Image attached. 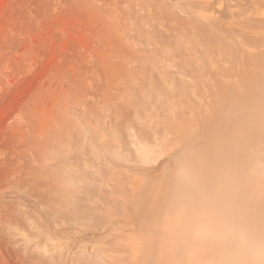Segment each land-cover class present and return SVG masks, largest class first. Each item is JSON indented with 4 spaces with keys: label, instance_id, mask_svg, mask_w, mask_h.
<instances>
[{
    "label": "rangeland",
    "instance_id": "rangeland-1",
    "mask_svg": "<svg viewBox=\"0 0 264 264\" xmlns=\"http://www.w3.org/2000/svg\"><path fill=\"white\" fill-rule=\"evenodd\" d=\"M194 2V0H0V264H142L139 262L143 259H140L142 255L136 257L127 252H120L124 257L116 253L114 258L111 257L113 254L110 258L101 252L103 247L98 243L89 244L87 256L82 257L83 251L80 252L79 245H70V241L65 238L63 233L69 232L72 226L70 227L67 222L68 212H65L66 209H59L56 202L60 203L66 197L69 190L68 181L59 178L53 183L54 189L56 188L53 191L58 192L54 194L61 198L60 200L53 201L50 194L48 202L44 204L42 196L46 191L53 192L45 185L48 181L47 176L53 173L54 168H62L68 172L71 170L69 164L64 163L65 155L71 151L78 152L84 162L105 168L107 177L110 174L109 179L116 178V181L118 179L124 181L125 177L132 181L136 179L140 187L144 181H149L145 182V185L154 184L156 187L163 184L159 183L160 179L168 182V179H163L165 178L163 170L168 159V155L164 154L165 149L172 140L180 138L182 131L188 133L190 143L204 138L203 132L206 130L208 133L204 136L212 135L211 138L199 142L202 146L206 144L209 151L210 145L220 141V144L225 142L223 146H231L232 149L237 147L239 152L241 150L244 152L253 146L252 142L258 140L255 143L256 146H261H257L258 151L264 153V118L259 117L261 120L258 118L259 114H262V109L264 111L262 98H257L252 107L245 109L218 103L220 101L216 93L218 84L214 76V71L221 72L225 68L230 76L229 78L227 74L225 77L222 76L225 82L235 81L238 87L241 83L240 87L245 85V88H249L246 91L249 93L254 85L248 80V74H252L253 71L256 73L258 70L260 72V69L255 65L234 64L230 55L231 49L228 47L224 50H215L218 48L216 47L214 53L208 51L206 43L210 42L211 34L207 29L203 30L207 33H202L199 38L193 36L187 38L182 34L179 36L183 38L180 39L181 42L178 37H171L166 31V28H169L168 14L192 21H195L196 17L201 21L203 14L207 16L212 14L206 7L197 9L198 13L206 10L199 13L202 15L194 14ZM258 4L248 5V14L253 13L250 15L253 18L264 14V3H260L261 6ZM258 6L260 14L256 13ZM252 8H256V12ZM212 12L215 13L213 10ZM254 32L257 35L253 36L256 37L257 45L254 41L252 46H248L251 43L247 44L244 41L247 36L241 39L238 33H234V40H230L233 48L254 52L258 44H264V36H261L264 35V30L258 29L250 33ZM251 35L248 36L249 39ZM255 39L252 38L249 42ZM159 41L162 45L156 47L155 44ZM206 69L207 71H204ZM186 70L190 73H186ZM246 70L249 71L248 74ZM212 76L214 77L211 78ZM230 78L232 80H228ZM204 82L209 83L206 89ZM185 83L186 85H183ZM181 85L184 86L183 89L190 85L188 92L181 90ZM263 87L262 85L259 88ZM253 92L255 91H251L252 94ZM189 98L193 103L191 106H188V103H191ZM183 100H187L188 105ZM211 107L214 109L220 107L219 111L222 113L224 111L222 115L231 116L233 113L237 117H248L247 121L249 116L254 114L253 119L248 122L250 127H246L249 135H243L236 130L233 132L235 128L227 125H218L215 118L217 109L214 113ZM195 110L196 112H193ZM226 117L229 121L230 117L228 115ZM254 118L258 120L254 121ZM251 121H254L255 125H250ZM146 128L158 129L167 138L162 139L163 137L158 135L156 137L159 141L151 143L143 136L140 138L141 142L154 150L148 159L138 153L132 144L134 136ZM228 128L232 132H229ZM195 130L196 133L191 137V132L193 134ZM223 135L225 141L220 139ZM246 136H249V140ZM181 139L183 140V137ZM246 141L252 145L246 144ZM253 147L252 149L256 148ZM188 148L189 146L186 147V154L185 150L180 153L189 157L198 152L200 154L197 155V159L201 158L202 161L213 165L210 158L203 155L205 152L201 150L203 147L197 148L199 150L194 148L190 150L193 152L187 150ZM209 151L207 154L213 155ZM228 152L226 149L224 154ZM238 155V160H244L241 156L243 153ZM74 159H71L72 162ZM238 160V163H245ZM221 161H217L218 172L225 174L222 167L225 161ZM94 171L92 168L86 179L90 186L95 183V180H92L96 176ZM236 171L242 172L240 167ZM170 174L172 176V172ZM61 180L63 181L60 182ZM167 182L164 183V187ZM145 185L143 187H147ZM53 213L56 214L52 215ZM88 219H90L88 222L96 223V218L94 219L92 214H89ZM104 222L102 221L103 224ZM99 223L100 221L96 224ZM75 229L78 231V227L72 230L76 231ZM129 233L135 235L138 231L134 229ZM86 236L92 237V233H87ZM94 246L100 248L101 251L97 248L100 254L95 251L97 249Z\"/></svg>",
    "mask_w": 264,
    "mask_h": 264
},
{
    "label": "bare ground",
    "instance_id": "bare-ground-1",
    "mask_svg": "<svg viewBox=\"0 0 264 264\" xmlns=\"http://www.w3.org/2000/svg\"><path fill=\"white\" fill-rule=\"evenodd\" d=\"M194 1H195L193 3L194 5L193 9H195L194 14L197 13L198 15H202L199 13H202V11H206V10H202L201 12L199 11L198 13L197 9L199 7H204V8L206 7L207 10H210L212 14L208 16L203 14L202 16L203 20L201 19V21L203 22H201L200 19H198L197 17L194 19L195 21H192L189 19H183L176 15L168 14L167 26H169V28H166V31L170 33L171 37H178L179 42H181L180 39L182 40L183 38L179 37L180 35L184 34L186 35L187 38L192 36L195 38H199L201 37L202 33L205 34L207 33V32H203V30L207 29L208 32L211 34L210 42L208 43L206 41L209 44L207 45L206 43V48L208 49V51H212V53H214L213 51L215 50H224L228 47L229 49H231L230 55L232 57V62L234 64H236L237 66H240V64H243L245 66L255 65L258 67V69H260V72H258L259 70L257 72L255 70L256 73H254L253 69H250V71L252 70L253 72L252 74H248L249 71L247 70L249 69L248 67L246 68L248 74V80H250L252 85H254L253 90L255 92H253V94L251 93V91L253 90H251L249 93L246 92L249 90V88L247 87L245 88V85L240 87L241 84L240 82H239L240 83L239 87H238V83L235 84V81L234 83L225 82L222 76L225 77V75L228 72L227 70H224L225 68L223 66H221L224 68L221 70V72H219V70L218 71L216 70L218 72L216 73V71L213 70L215 72L214 76L217 78V84H218L217 86L218 91L216 92L217 95L219 96L218 99H220L218 103L228 104L229 107L231 106L242 107L243 109L249 108L252 104H254V102L257 101V98L259 99L262 98L264 103V91H263L264 87L261 89L259 88L262 87V85L264 86V48H263L264 44L262 45L258 44L254 52L252 51L248 52V50H242V48H241L242 51L233 48L234 47L232 45L233 43H231L230 41L233 39L234 33H238L241 39H243L244 36H247V38L245 37L244 41L247 44L251 43V45L249 44L248 46H252V43L254 41L256 42L255 45H257V41L255 39L257 37L256 32H254L253 34L250 32L258 31V29L264 30V14L262 13L263 14L262 16L259 13L258 11L260 10L259 6L257 7L259 8L257 9V12H256V8L253 9L254 8L253 7L252 10L260 14L258 15L260 17L258 16H257L258 18L255 17L257 15L256 14L254 15L255 18H253V16H250L253 13H251L250 15L248 14L249 11L248 5L250 4L256 5L258 3L259 4L264 3V0H194ZM212 10L215 11V13L212 12ZM261 10L263 11V9ZM261 33L262 32H260V34ZM250 35L252 38L255 39L252 40V42H249L251 41L250 39H252L251 37L250 39L248 38V36ZM254 35L256 37H253ZM261 36L264 35L262 34ZM202 37L204 38V35ZM241 44H243V42ZM160 45H162L160 41L155 44L156 47H159ZM238 45H240V43ZM254 46L252 48H254ZM206 51L207 50H205V53ZM190 52L192 53V51ZM181 58L184 59L183 56ZM189 60L190 59H188V61ZM207 68H209V66H207ZM204 71H207V69ZM188 72L186 70V73ZM242 73L243 72H241V74ZM203 74L205 75V73ZM214 76H212L211 78H213ZM229 77L230 76H228V78ZM231 78L228 80H232ZM195 79H197V77ZM214 79L213 81H215L216 83V80ZM237 79L240 80V78ZM233 80H235V77ZM198 81L199 84L200 80ZM208 84H206L205 89L209 87L207 86ZM183 85H186V83ZM190 85L192 86V84ZM252 85H250V87ZM181 86H180L181 90H184L185 92L187 91L188 88H190L188 85H187L188 88L185 87L184 89H183L184 86L182 87ZM195 86H197V84ZM201 91L202 88L200 92ZM256 93H258L259 95ZM194 94L196 93L194 92ZM191 98L193 99L194 97ZM191 98H189L190 101ZM185 101L187 104V100ZM188 104H187L188 106H191V104L193 103L191 101V103ZM196 105L197 104H195V106ZM220 107H215V109L211 107L212 109H214V113L217 109L215 118L218 121V125L220 126L227 125L228 127L235 128L233 132L236 130V131H240L243 135H247V134L249 135L248 131L246 130V127L249 126L248 122L253 119L252 116L254 114H252V116H249L248 121H247L248 117L242 118L240 116L241 117L240 118L237 117L236 115H233L232 113L233 117L231 118L232 115L230 116V114H227L230 117L228 121V118L226 117L227 115H222L224 114V111L223 113L219 111ZM193 112H196V110ZM248 114H244V116H247ZM182 117L184 116L182 115ZM259 117L264 118L263 109H262V114L261 115L259 114L258 118ZM255 118L254 121L258 120ZM224 119L226 120L223 121ZM254 121H251L250 125L254 124L253 123ZM226 127L225 129H227ZM251 127L253 128L255 126H251ZM139 129H143V128H139ZM228 130L229 132H232L230 128H228ZM178 131H180V129H178ZM205 131L203 132L204 138L192 141L190 143H189V137H187L188 133H183L182 131L180 133L181 134L180 138L178 136L179 134L177 135V138H179L176 139L177 141L175 140L177 143L174 140H172L167 145V149H165L166 151L164 150L165 151L164 154L168 155V159L165 168L163 170V174L165 175V178L163 179L166 180L168 179V182L160 179L159 183L160 184L163 183L160 187H156V185L154 184L145 185L146 184L145 182L147 181H144V184H142V187H140L138 182L135 181L136 179L132 181L128 179V177H125L124 181H120L119 179L116 181V178L115 180L109 179L110 174L107 177L105 168L100 166H95L92 163L84 162L81 155H79L78 152H76L75 150L74 152L71 151L70 153H67L65 155L64 163L65 165L69 164L71 170L68 172V171H64L62 168H54L53 173L50 174V176H47L46 179H48V181L46 182L45 186L46 188H48V190L51 191L56 190V188L54 189L53 183H55V181L59 178H65V180L68 181L67 183H69L68 186L69 190H67V193L65 195L66 197L62 201H60V203L58 201L56 203L59 204V205L57 204L59 206L58 207L59 209L61 208L66 209L65 212H68L69 217L67 219L68 220L67 222L69 223L70 227L72 226V228L70 231L68 230L69 232L67 233L64 232L63 234H65V238L70 241L69 242L70 245L78 244L80 252L83 251L81 256L86 257L87 246L89 244H94V243L102 244L103 247V249L101 248L102 251L97 246L96 247L94 246V248L96 249L98 248L103 254L105 253L106 255H108V257H110V255L113 254V256H111L113 258L116 253H120V252L122 253L127 252L130 255L134 254L136 257L138 255H142L143 257H140V259L145 258L144 260L142 259L139 261L142 264H261L262 262H264V153L258 151L259 149L257 148V146L259 147L260 145L256 146L255 144L258 142V140L257 142H252L255 144V145L253 144V146L256 148L252 146L254 148L252 149V147L250 146V149L245 150L246 148L244 147L243 149L245 150L244 152L241 149H240L241 151L239 152L236 149L237 147L232 149L231 146H223L225 142L220 144V141L210 145L211 150L209 151L208 148L206 149L207 145L205 143H204L205 145L202 146V144H200L199 142V141L204 142L207 139L211 138L212 135L211 136L207 135V137L204 136L208 133ZM195 133L196 130L193 131V134L191 132V137ZM158 135L160 137H163L162 139H164L166 136L164 133L162 132L160 133L158 129L146 128L144 131L139 132L136 134V136H134V140L132 144L134 145L138 153H140L141 155H143L145 158L148 159L151 156V154L154 152V150L151 149L152 147L150 148V146L148 147L143 142H141L140 138L143 136V138L145 137L146 140L150 141L151 143V142L159 141L158 140L159 138L156 137ZM208 136L210 137L208 138ZM253 136L255 137V135ZM182 137L183 140L181 139ZM224 138L225 136L223 135V137L220 139L224 140ZM260 138H261V134H260ZM262 139L263 138H261V140ZM148 143L149 142H147V144ZM247 143L248 141H246V144ZM252 143L251 144L248 143V144L252 145ZM249 145H247L248 148ZM188 146L189 148L187 150L189 151L193 150V148L195 150L199 147H203L204 150L203 148L202 149L200 148L203 152L205 151L203 155L209 157L213 165H211V163H209L208 161H207L208 163L202 161L201 158L197 159V155L200 154L198 152H197L198 154L197 153H194L192 155L190 154L191 156L189 157H187L188 155L187 156L182 155L180 152H183V150H185L184 152L186 154V147ZM241 147L243 148V146ZM225 148L229 150L227 154H224V151H226ZM208 151L213 155L211 156L208 155L207 154ZM235 151H237L238 153ZM236 153H237V157L235 156ZM239 153L244 154L241 155L244 160H238ZM98 155L100 154L98 153ZM72 158L73 159L75 158L73 162L71 160ZM179 158L180 160L178 161ZM233 158H235L236 161H233L234 160ZM219 160L220 161L224 160L227 163L226 164L224 162L225 165L224 164L222 165L223 171L225 170V174L223 173L221 174V172H218L219 168L217 161ZM237 160L245 163H238ZM239 167L241 168L242 172L237 173L236 170ZM92 168L95 169L94 174L96 175L95 176L96 178L95 177L92 178V180H95V183L90 186L88 185L86 179L89 176V174H91ZM47 171H49L48 168ZM171 172H172V176L170 174ZM62 181L63 180H61L60 182ZM166 182L167 184L164 187L163 185ZM147 183H149V181ZM125 184L127 185L123 187ZM143 185L147 187H143ZM49 192L46 191L43 193L42 199L44 201V204L48 202L50 194H51L50 198H52L53 201L61 199V198L59 199L58 196L56 197L54 194V192L55 193L58 192L56 191H53L52 193ZM99 210L101 212H99ZM55 214L53 213L52 215ZM89 214L90 215L92 214L94 219L96 218L95 221L96 223H98L99 221L100 223L96 224L94 222L93 223L88 222L87 220L91 219L90 217H89L90 219H88ZM62 216L65 217V215ZM102 221L103 222L105 221L104 223L106 225L103 224ZM106 221H108L109 223L108 222L106 223ZM63 222L65 221L63 220ZM68 223H67V227H68ZM73 226L76 228L78 227V231L76 229H75L76 231L72 230L74 229ZM131 228L133 231L134 229L138 231V233H136L137 235L136 234L130 235L131 233H129V231H132ZM146 232L150 233V235H148ZM87 233H92V237L87 238L86 236ZM98 249L95 251H97V253L100 254V252H98L99 251ZM122 253L116 255L119 256L122 255ZM124 255H126V253Z\"/></svg>",
    "mask_w": 264,
    "mask_h": 264
}]
</instances>
